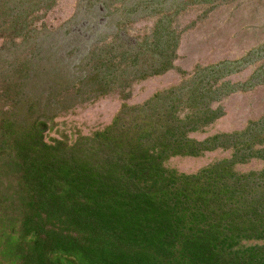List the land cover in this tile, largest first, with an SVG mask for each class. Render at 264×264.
I'll use <instances>...</instances> for the list:
<instances>
[{
    "label": "trees",
    "instance_id": "16d2710c",
    "mask_svg": "<svg viewBox=\"0 0 264 264\" xmlns=\"http://www.w3.org/2000/svg\"><path fill=\"white\" fill-rule=\"evenodd\" d=\"M9 1H2L0 24L7 39L5 98L17 100L0 121V264H264V170L238 175L233 169L252 159L264 162V121L203 142L188 136L218 118L212 103L237 90L218 85L222 69L233 64L200 70L72 146L46 144L42 134L53 105L56 111L63 103L54 97L64 86L61 73L47 58L50 71L40 75L52 84L38 86L36 32L29 13L9 10ZM106 48L93 46L79 71L75 89L86 98L105 94L125 76L145 79L172 67L167 45L130 47L116 64L112 52L104 56ZM216 149L234 154L191 176L163 166L171 157Z\"/></svg>",
    "mask_w": 264,
    "mask_h": 264
},
{
    "label": "rangeland",
    "instance_id": "374dc122",
    "mask_svg": "<svg viewBox=\"0 0 264 264\" xmlns=\"http://www.w3.org/2000/svg\"><path fill=\"white\" fill-rule=\"evenodd\" d=\"M2 1L0 24L5 19ZM8 8L30 15V27L36 32L32 64L33 74L38 77L33 78L38 86L44 90L43 80L52 84L51 79L40 75L50 71L47 58L54 72L61 73L59 79L64 86L54 97L63 103L56 111L53 105L54 116L47 120L42 134L46 144L62 142L72 146L81 137L90 138L110 127L126 108L142 107L156 95L190 82L200 70L223 63L233 65L222 69L225 78L218 85L228 83L237 90L212 103L210 108L218 118L203 130L189 134V138L203 142L217 135L242 133L250 124L264 121V0H10ZM164 27L173 36L169 38L161 32ZM156 30L162 39L155 38ZM15 43L19 44V40ZM159 43L167 45L168 54L174 55L172 67L165 72L137 80L125 76L117 82L123 76L120 75L117 86L95 98H86L84 92L79 94L80 88L75 89L81 87L79 71L84 70L86 55L93 46H107L104 56L112 52L117 57L116 64L130 47L143 50L145 45ZM5 45L7 39L0 36V121L17 100L5 98ZM28 51L31 53V49ZM148 54L153 57L156 52ZM144 66L148 70L147 63ZM233 154L231 149H216L198 157H171L163 166L191 176L230 160ZM233 169L238 175L260 173L264 162L252 159ZM13 204L12 213L18 215L17 203Z\"/></svg>",
    "mask_w": 264,
    "mask_h": 264
}]
</instances>
